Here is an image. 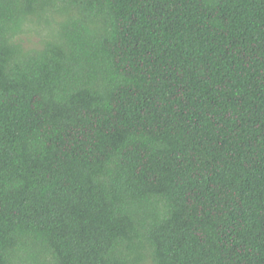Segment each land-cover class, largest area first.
<instances>
[{
    "label": "trees",
    "instance_id": "obj_1",
    "mask_svg": "<svg viewBox=\"0 0 264 264\" xmlns=\"http://www.w3.org/2000/svg\"><path fill=\"white\" fill-rule=\"evenodd\" d=\"M0 264H264V0H0Z\"/></svg>",
    "mask_w": 264,
    "mask_h": 264
},
{
    "label": "rangeland",
    "instance_id": "obj_2",
    "mask_svg": "<svg viewBox=\"0 0 264 264\" xmlns=\"http://www.w3.org/2000/svg\"><path fill=\"white\" fill-rule=\"evenodd\" d=\"M26 38L29 37L32 40V43L37 42L39 40V36L35 35V34H31L28 36H25Z\"/></svg>",
    "mask_w": 264,
    "mask_h": 264
}]
</instances>
